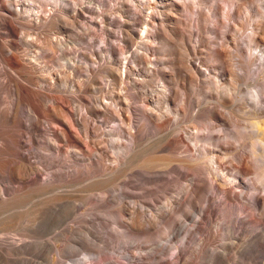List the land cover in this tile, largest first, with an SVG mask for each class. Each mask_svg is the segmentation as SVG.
Segmentation results:
<instances>
[{
  "label": "rangeland",
  "instance_id": "rangeland-1",
  "mask_svg": "<svg viewBox=\"0 0 264 264\" xmlns=\"http://www.w3.org/2000/svg\"><path fill=\"white\" fill-rule=\"evenodd\" d=\"M42 1L43 37L17 50L96 127V151L59 150L44 116L30 143L29 103L0 85L19 142L6 164L21 167L11 178L0 156V237L23 241L0 264H264V0L238 13L231 0H0V13L37 26ZM54 36L64 44L40 52Z\"/></svg>",
  "mask_w": 264,
  "mask_h": 264
},
{
  "label": "bare ground",
  "instance_id": "bare-ground-1",
  "mask_svg": "<svg viewBox=\"0 0 264 264\" xmlns=\"http://www.w3.org/2000/svg\"><path fill=\"white\" fill-rule=\"evenodd\" d=\"M123 1H127V0H116L115 2L116 4H121ZM143 1L145 3L150 2L149 0H143ZM240 1L241 0H231L233 10L235 9L237 13L241 10L243 6ZM160 2L161 4L164 5L168 4L165 0L163 1L160 0ZM46 4H47L46 1L40 2L39 5L37 4L38 5L37 7L39 8L36 16L37 18L36 22L38 23L37 26L27 25L35 22L32 19L28 20L30 23H24L22 21L23 19L20 16H17L14 19L13 17L10 18L0 13V27L4 29L3 32H0V77H1L0 85L2 88L5 87L6 89L10 87V89L13 90V93L17 96V98H19V100H26L29 103L28 105L30 107L29 111H31L29 113L33 112V114L30 115V117L32 116L34 119V120H29L30 124L28 125L29 127H32L33 130L29 136L30 138L28 139L30 143L38 142V139L36 138V134L34 133V131L40 130V128L38 127L39 125L37 123L38 118L39 116H44L45 118L51 120V122L53 123L50 126L51 128L56 127L55 129H50V127L48 126L49 128L48 130H54L56 139L58 141L59 150H61L62 147L65 145L67 147L66 151L69 153H70L69 149L72 146L77 147L76 148L77 152L79 151L83 153L93 152L96 151L97 142L93 140L91 134L92 132H96L95 131L96 127L94 126L92 127L91 123L87 118H84L83 123H81L80 119L75 117L73 110H70L69 108L64 106V102L59 100V98L50 96L45 91L46 88L44 84H40L37 81V78L32 74V72L28 70L29 67L31 66L30 64H33L32 62L36 61L37 59L34 60V58H31V60H27L25 58V54H21L17 50V42H16L17 40L19 41V39H23V40L25 39L30 43V42L38 41L41 39V37H43L39 25H41L43 19H46V16H43V12H42L43 7ZM58 6H57V10H58ZM170 7L171 8L169 9L172 10L175 7V5L173 4ZM146 8L151 9V5H149V7ZM0 10H4L6 12L7 11L6 5L2 4V6H0ZM54 19H57V21L63 20L61 15L59 14L55 15ZM145 23L149 24V22H145ZM15 24L18 25L17 28L16 26H14ZM30 27L35 28L36 30H38V32H35V34H33V32L30 30ZM261 28H264V23L263 25H261ZM78 34H83V33H78ZM84 34H86V30H84ZM257 35L259 36L260 34ZM110 36L111 33L107 29L105 42L107 44V50L111 52L115 49L113 47L111 48V46L113 45L109 41ZM26 37L28 38L26 39ZM256 37L257 36H255V38ZM64 40L65 38L59 36L51 37L49 43H47L45 46L39 47L40 52L52 50L54 48V45L64 44ZM121 40L122 41L124 40L123 34H121ZM103 48H105V46H103ZM89 70H91V68ZM112 72L115 75H117L116 69H112ZM42 102H45L44 109L39 108V104ZM13 110H14L13 101L2 100V102L0 103V156L2 157L3 160L2 167L6 166L9 176L11 178L18 175L21 172L20 166L12 167L11 165L9 166V164H6L8 162L7 160L13 155V153H17L15 152V146L19 145V142L14 138V134L6 132L3 129V126L4 124H6V122L7 123L13 122V113H12ZM118 113L122 114L123 111L118 110ZM131 134L133 137H135L134 133ZM83 135L85 138H83ZM19 155L23 159L26 158V155L22 153H19ZM245 169H247V167H245ZM29 170L31 174L30 178L32 180H37L39 176L37 172H35L34 168L30 167ZM22 245H23V241L21 239L16 240L10 237H0L1 249H7V250L10 249L12 251L18 249L20 246L22 247Z\"/></svg>",
  "mask_w": 264,
  "mask_h": 264
}]
</instances>
